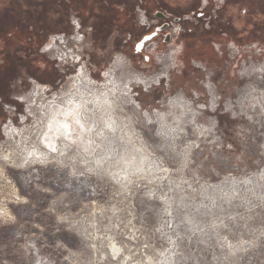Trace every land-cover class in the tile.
<instances>
[{"label": "clouds", "instance_id": "clouds-1", "mask_svg": "<svg viewBox=\"0 0 264 264\" xmlns=\"http://www.w3.org/2000/svg\"><path fill=\"white\" fill-rule=\"evenodd\" d=\"M73 39L72 48L53 41L39 51L60 61L62 73L79 61L75 75L55 89L29 77L31 90L12 96L24 105L18 121L16 107L0 98L7 114L0 115V226H14L0 242V264H264V171L250 170L264 162L249 163L243 147L237 152L217 134L216 118L203 116L221 101L212 72L193 60L204 78L169 96L170 69L179 75L183 67L174 56L151 74L121 54L98 69L81 60L90 43ZM161 77L164 98L150 103ZM141 86L143 97L134 99ZM255 91L224 102L223 111L264 127V92ZM250 131L241 124L232 139L243 146ZM34 192L50 197L41 211H33ZM9 203L31 219L12 214Z\"/></svg>", "mask_w": 264, "mask_h": 264}, {"label": "rangeland", "instance_id": "rangeland-1", "mask_svg": "<svg viewBox=\"0 0 264 264\" xmlns=\"http://www.w3.org/2000/svg\"><path fill=\"white\" fill-rule=\"evenodd\" d=\"M43 1L48 5L54 3L53 0ZM260 1L264 2V0H259L258 3H260ZM117 5L116 11L119 10L121 13H123V15L120 16V19L122 20V24L127 26L125 27L126 29H123V27H121L119 25L120 23L118 22L112 27L110 31L107 32H91L80 28L78 33L83 34V42L90 43L91 45V51L85 49V54L81 56V60L83 61L87 59L89 65H94L99 69L102 67L106 59H110L116 54H121L127 60L131 61V66L136 72L151 74L152 72H159L163 66L171 64L172 53H174L173 55L175 59L179 61L183 67L180 68L179 75H177L176 69H170V75L173 77V79L167 81V84L170 85V87L167 89L169 96L175 95L177 89L184 88L185 85H187L188 88L196 89L198 87V81L204 78V73L201 69L196 68L192 61L195 60L197 62L204 63L207 70L212 72L209 80L212 84L216 85V92H218L221 96V101L217 102V110L215 112L211 111L206 106L203 109V116L216 118L218 130L217 134L219 135L223 133V139L233 143L234 147L237 149V152L241 151L243 147L249 163H251L253 160H261L264 162V157H261V152H264V148H261V145H264V135H261L264 133V127L248 125L246 118L240 117L239 119H233L230 113L223 111L224 102L236 101L245 93L249 92L253 86L256 89V91L252 93L253 96L258 98L259 94L264 92V74L259 73V69L256 68L257 65L264 60V52H256L255 49L251 48V45L256 44L257 48L264 49V40L262 39L263 33L254 31L249 34L250 38L247 41H243L241 37L238 39L240 41H238L236 39L238 37L234 36H239L240 33L235 32V30H232L231 27H225L223 32L215 29V38H213L210 42L207 41L208 43L193 41L191 44L192 50L190 46V50L187 49L185 53L183 45L184 35L186 33H190L191 29L198 31L200 28L203 29V27L200 25L194 26L191 22H181L179 23L181 31L174 42H165L164 36L166 33L162 32L159 33L158 36L153 37L151 40L145 42L141 50L137 51V43L142 39L143 36L150 33L146 31V27L150 24V27L152 28L154 25H157L160 20L153 15H147V26H143L139 23L138 15L134 13V10L122 9L123 6L121 2H118ZM259 6L260 5H258V8ZM48 14L46 15V19L51 16ZM67 17L65 16V18L62 20L59 19V22L61 20L62 24L65 22L67 24H64L65 28L62 30L45 31L42 36L41 43L36 47V52L33 50H29V52L27 50L24 52L23 48H21L19 51V58L17 57V59L20 60V63L10 70H7L9 67H7L8 65L5 64L0 49V88L2 89L0 98H2L3 103L16 107L17 121L19 115L24 114V105L20 101L12 99V96L20 94L21 89L24 91L31 90L32 86L28 80L29 77L35 79L37 83L41 85L48 84L53 86L55 89L64 83V81L68 79V76L75 75V71L79 70L78 61L74 66L65 65V68L68 69V71L62 73L56 67L60 61L53 59L50 60L48 55L39 51L40 48H42L49 40V38L55 34H64L68 39L64 47L60 44H57V46L62 47L65 50L72 48L73 44L77 43L73 38L78 35L73 29V25L67 23ZM202 17H193L191 21H201ZM69 18L76 19V16L70 14ZM236 18L238 19V16ZM46 19L44 18V23L47 25L54 21H47ZM233 20L235 23L237 22L236 19ZM212 28L213 27H211L209 30H212ZM203 30L208 31L205 29ZM36 32L41 31L36 30ZM241 34L243 35V31H241ZM226 35L228 37L227 40H233L235 42L236 48L239 50L238 52H233V50L229 48L226 43L220 42L221 38ZM213 43H216L220 46L219 51H217ZM30 46L31 48L34 47L32 44ZM181 47L182 51L176 53L175 49ZM102 52L105 53L104 57L99 55ZM193 52H196L199 56H193ZM157 57H161L160 63L156 62ZM38 65L39 68L36 67ZM41 65H44V67L42 68ZM85 67H88V65H85ZM252 69H257L259 72H250ZM246 71L248 72L246 73ZM241 72H244V75H241ZM89 74L91 78H98L99 81H103L104 79L101 73L90 72ZM257 79L262 82V85H260L261 87L257 86ZM18 80L20 81L19 84H17ZM165 84L166 80L161 77L159 85L153 86V91L150 94V103L155 104L156 101L164 98ZM200 90H203L202 86L200 87ZM133 91L138 93L134 99H140L144 95L142 86L138 89H133ZM185 91L186 98H191V92H188L187 90ZM207 99H210V97ZM0 115H3L5 118L7 116L6 113H3L2 108H0ZM241 124L251 128V131L246 136L243 146L232 139L237 127ZM250 170L264 171V169H259L256 166H253ZM9 172L11 178L15 182V177L12 176L11 170H9ZM37 183H40L42 187L46 186L43 181H37ZM17 188L20 189L19 184H17ZM18 195L23 196L26 194L23 191H18ZM49 199L50 197L45 193L34 192L32 194V200L37 204V207L33 211H41V209L47 207ZM84 203H88V200H85ZM8 209L12 214L17 215L18 218L23 216L24 209L20 206H14L13 204L9 203ZM76 210L77 208L74 207L73 211ZM42 215L46 214L42 213ZM23 219L30 220L31 217L23 216ZM37 222H40V217H37ZM13 229V225L0 226V242L10 240ZM33 231L37 230L33 229ZM45 235H47V233H45ZM59 235L66 236L64 233ZM51 239L52 238L49 237V240ZM5 258L12 259L13 257L6 256Z\"/></svg>", "mask_w": 264, "mask_h": 264}, {"label": "flooded vegetation", "instance_id": "flooded-vegetation-1", "mask_svg": "<svg viewBox=\"0 0 264 264\" xmlns=\"http://www.w3.org/2000/svg\"><path fill=\"white\" fill-rule=\"evenodd\" d=\"M53 1L54 3L48 5L43 0H0V49L5 64H13L19 60L17 57L19 58L22 38L29 42V46L31 44L35 45L36 30L41 32L46 29L60 30L66 24V22L63 24L61 22L65 16H68L67 23L73 25V19L69 18L70 14L75 15L80 28L87 31H110L117 22L120 23L119 25L123 29H126L125 27L127 26H124L120 19L123 13L119 10L116 11L118 2H121L122 9L134 10L136 15L143 14L145 17L153 15L158 18L160 22L157 25L151 28L149 24L146 27V31L150 33L156 31L154 37L162 32L169 33L172 23L181 22H191L194 26L200 25L205 30L213 27L221 32L224 31L225 27H231V29L245 28L246 24H249L248 28L257 30L260 26L259 24H254V20L251 21L250 16L253 15L252 13H260V6L264 5V2L260 1L258 3L259 0H222V2L221 0H207V3H205V0ZM258 5H260L259 8ZM228 6L231 12L228 19L224 20L219 11L228 9ZM248 10L249 14L247 13ZM45 11L47 14L49 11L51 15L47 19ZM38 16L41 18L38 19ZM200 16L206 17H202L201 21H191L193 17L199 18ZM237 16L238 19L236 18ZM44 18L47 21H54L47 25L44 23ZM59 19H61L60 22ZM233 19H236L237 22L235 23ZM162 26L164 28L161 30L157 29ZM240 37H245V35ZM227 38V35L223 36L220 42L226 43L228 41ZM262 39L264 40V32ZM7 70H10V67ZM1 90L0 88V92Z\"/></svg>", "mask_w": 264, "mask_h": 264}, {"label": "trees", "instance_id": "trees-1", "mask_svg": "<svg viewBox=\"0 0 264 264\" xmlns=\"http://www.w3.org/2000/svg\"><path fill=\"white\" fill-rule=\"evenodd\" d=\"M229 10H231V9L228 6V9H222L221 11H219L222 14L224 20H227L228 17H229V13L231 12ZM259 10H260V13L259 12L258 13H252L253 15L250 16V20L251 21L254 20V24H259L260 28L257 29V30H255V29L252 30L251 28H248L249 24H246V27L243 28V30H242V28H237V29L232 28L233 30H235V32L240 33L239 36H234V37H238V38H236L237 40L240 39V36L242 35L241 31H243V35H246V37H242L241 38V39H243V41L244 40L247 41L250 38L249 34H251L254 31H259V32H262V33L264 32V5H261ZM247 13L249 14V10H248ZM40 18L41 17H39L38 19H40ZM39 21H41V20H39ZM63 28H65V27L63 26L60 30H62ZM201 29L202 28H200V30H198V31L191 29L190 33H186L184 35V37H183L184 38L183 45H184L185 53H186L187 49L190 50V46H191L193 41H199L200 43H208L213 38H215V32H216L215 29L216 28H213L212 30H208V31H204L203 30L204 28L202 30ZM47 30H53V29H46L45 31H47ZM45 31H43V32H35L36 41H35V45H34L33 48H31L29 46V42L28 41H25V39H22L23 41H21V47L19 49L21 50V48H23L24 52H26L27 50H28V52H29V50H33L34 52H36V47L41 43L42 36L45 33ZM192 31H193V34H192ZM97 32H107V31H97ZM231 35H233V34H231ZM238 41H240V40H238ZM191 50H192V46H191ZM193 56H199V55L196 52H193ZM38 62H40V61H38ZM19 63H20V60L16 61L13 64H6V65H9V67L11 69V68L17 66ZM36 67L39 68V65L36 66Z\"/></svg>", "mask_w": 264, "mask_h": 264}, {"label": "built area", "instance_id": "built-area-1", "mask_svg": "<svg viewBox=\"0 0 264 264\" xmlns=\"http://www.w3.org/2000/svg\"><path fill=\"white\" fill-rule=\"evenodd\" d=\"M138 20H139V23L141 24V25H143V26H147V21H146V17L143 15V14H139L138 15ZM141 20H144L145 21V23H141ZM73 24V23H72ZM180 29L179 31H176V29ZM73 29L75 30V32L77 33V35L78 36H82L83 37V34H79L78 33V31L80 30V26L79 27H77L76 26V24H73ZM180 31H181V28H180V25H179V23H172L171 24V27H170V31H169V35H170V41H175L176 40V38H177V36H178V34L180 33ZM60 36H62L63 38H64V41H65V43H64V45H61V46H65L66 45V43H67V41H68V39L65 37V35L64 34H61V35H53L52 37H50L49 38V40L44 44V46L47 44V43H49V42H55L56 43V45L57 44H60V41L59 40H54V38L55 37H60ZM226 44H227V46L229 45V44H235V42L233 41V40H228L227 42H226ZM248 44H250V43H248ZM213 45L215 46V45H217L216 43H213ZM236 45V44H235ZM43 46V47H44ZM51 51H53V50H50V52ZM54 60V59H53ZM56 61H58V60H56Z\"/></svg>", "mask_w": 264, "mask_h": 264}, {"label": "water", "instance_id": "water-1", "mask_svg": "<svg viewBox=\"0 0 264 264\" xmlns=\"http://www.w3.org/2000/svg\"><path fill=\"white\" fill-rule=\"evenodd\" d=\"M162 28H164V27L162 26V27L157 28V29L161 30ZM155 35H156V31L143 36L142 39L137 43L136 50L137 51L141 50L144 43L151 40ZM169 40H170V35H169V33H166V35L164 36V41L168 42Z\"/></svg>", "mask_w": 264, "mask_h": 264}, {"label": "bare ground", "instance_id": "bare-ground-1", "mask_svg": "<svg viewBox=\"0 0 264 264\" xmlns=\"http://www.w3.org/2000/svg\"><path fill=\"white\" fill-rule=\"evenodd\" d=\"M174 53H172V57L174 56L173 55ZM262 66H264V60L261 62V63H259L258 65H257V69H259V71L257 70V69H252V71H250V72H255V71H258L259 73H263L264 74V67H262ZM248 71H246V73H247ZM256 84H257V86H259V87H261L260 85H262V82L261 81H259L258 79H257V81H256ZM255 85V84H254ZM256 86V87H257ZM253 88H254V86H253ZM251 89H252V87H251ZM247 90H248V88H247Z\"/></svg>", "mask_w": 264, "mask_h": 264}]
</instances>
